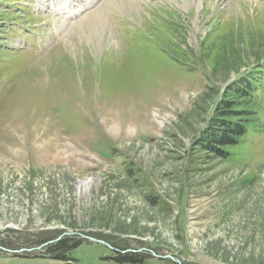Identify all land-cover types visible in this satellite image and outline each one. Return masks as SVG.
<instances>
[{"label": "rangeland", "instance_id": "1", "mask_svg": "<svg viewBox=\"0 0 264 264\" xmlns=\"http://www.w3.org/2000/svg\"><path fill=\"white\" fill-rule=\"evenodd\" d=\"M42 1L0 0V264H264V0ZM252 76L256 131L196 147Z\"/></svg>", "mask_w": 264, "mask_h": 264}, {"label": "trees", "instance_id": "2", "mask_svg": "<svg viewBox=\"0 0 264 264\" xmlns=\"http://www.w3.org/2000/svg\"><path fill=\"white\" fill-rule=\"evenodd\" d=\"M235 86L228 91L231 99H224L221 106L217 108V114L209 129L203 132L196 141V147L203 151L214 154L217 158L227 159L230 153L226 150L238 146L240 140L250 131L255 132L252 104H257V84L261 82L256 76L238 80ZM237 81V82H238ZM246 119H242L245 118ZM255 117V116H254ZM155 202L154 200H152ZM82 241L62 238L56 244L49 247L50 258L61 263L71 262V250L77 248ZM117 252V251H116ZM116 260L122 264L143 263L145 258L136 253L118 254Z\"/></svg>", "mask_w": 264, "mask_h": 264}, {"label": "bare ground", "instance_id": "3", "mask_svg": "<svg viewBox=\"0 0 264 264\" xmlns=\"http://www.w3.org/2000/svg\"><path fill=\"white\" fill-rule=\"evenodd\" d=\"M109 2H113V4L114 5H116L115 7H119V8H123V9H125L127 12H130V11H132V9H133V6H134V4H135V2L136 1H133V0H108ZM201 4V0H187V2L185 3V6L186 7H193V6H199ZM111 6H112V4H111ZM135 8V7H134ZM137 8V7H136ZM149 10H147V11H149V12H151V11H153V12H156L157 13V9L155 10V8L154 7H152L151 6V8H148ZM149 14V13H148ZM94 16V15H93ZM92 16V17H93ZM94 18V17H93ZM93 20V19H92ZM92 20H91V22H92ZM95 20V19H94ZM93 25V24H92ZM127 26V25H126ZM93 28L95 29V30H97V29H101L102 30V32L103 33H105L107 30H106V28H109V20L107 19V18H105V15H104V10L103 9H101V13L97 16V19H96V21H95V23H94V25H93ZM120 29V28H119ZM123 28H121V30H122ZM122 32H123V30H122ZM121 32V33H122ZM125 32V31H124ZM123 32V33H124ZM97 35V34H96ZM108 42L109 43H111V44H109V45H111V46H114V48H117V46L116 45H118L117 44V42H115V38H111V39H109L108 40ZM118 128V127H117ZM2 228H1V226H0V230H1Z\"/></svg>", "mask_w": 264, "mask_h": 264}, {"label": "water", "instance_id": "4", "mask_svg": "<svg viewBox=\"0 0 264 264\" xmlns=\"http://www.w3.org/2000/svg\"><path fill=\"white\" fill-rule=\"evenodd\" d=\"M61 264H72V262H67V263H61Z\"/></svg>", "mask_w": 264, "mask_h": 264}]
</instances>
